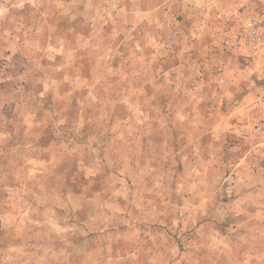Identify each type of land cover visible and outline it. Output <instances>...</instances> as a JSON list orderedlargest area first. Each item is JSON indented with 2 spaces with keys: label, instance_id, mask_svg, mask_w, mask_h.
I'll list each match as a JSON object with an SVG mask.
<instances>
[{
  "label": "rangeland",
  "instance_id": "rangeland-1",
  "mask_svg": "<svg viewBox=\"0 0 264 264\" xmlns=\"http://www.w3.org/2000/svg\"><path fill=\"white\" fill-rule=\"evenodd\" d=\"M260 10L0 0V264H264Z\"/></svg>",
  "mask_w": 264,
  "mask_h": 264
},
{
  "label": "built area",
  "instance_id": "built-area-1",
  "mask_svg": "<svg viewBox=\"0 0 264 264\" xmlns=\"http://www.w3.org/2000/svg\"><path fill=\"white\" fill-rule=\"evenodd\" d=\"M258 5L261 6L260 12H258V20H251L249 23V28L252 32H256L257 38H255V43L257 48L262 55L263 62H264V0H255Z\"/></svg>",
  "mask_w": 264,
  "mask_h": 264
}]
</instances>
